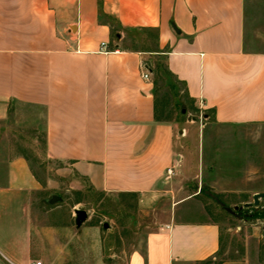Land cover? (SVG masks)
I'll list each match as a JSON object with an SVG mask.
<instances>
[{
  "label": "crops",
  "instance_id": "0c3cea01",
  "mask_svg": "<svg viewBox=\"0 0 264 264\" xmlns=\"http://www.w3.org/2000/svg\"><path fill=\"white\" fill-rule=\"evenodd\" d=\"M142 32L155 35L150 48L123 46ZM157 55L218 124L264 125V50L248 44L245 0H0V121L37 107L50 159L94 191L147 201L184 163L158 108ZM7 182L26 201L39 188L24 157ZM9 242L0 264H31L29 229ZM221 245L216 221L172 211L123 264H211Z\"/></svg>",
  "mask_w": 264,
  "mask_h": 264
},
{
  "label": "rangeland",
  "instance_id": "374dc122",
  "mask_svg": "<svg viewBox=\"0 0 264 264\" xmlns=\"http://www.w3.org/2000/svg\"><path fill=\"white\" fill-rule=\"evenodd\" d=\"M245 5L248 44L264 50V0H245ZM154 39L142 32L123 46L150 48ZM147 62L161 117L174 123L184 158L166 191L146 201L92 190L46 155L42 110L14 105L0 121L1 258L7 241L14 246L28 228L32 262L123 264L131 250L143 245L145 234L173 211L220 225L222 245L211 264H264V198L254 204V194L264 193V125L218 124L211 111L186 98L183 85L166 72L165 56H149ZM17 157L26 158L39 182L27 201L7 182L8 165ZM78 209L88 214L80 227Z\"/></svg>",
  "mask_w": 264,
  "mask_h": 264
},
{
  "label": "water",
  "instance_id": "95a60500",
  "mask_svg": "<svg viewBox=\"0 0 264 264\" xmlns=\"http://www.w3.org/2000/svg\"><path fill=\"white\" fill-rule=\"evenodd\" d=\"M58 197L53 196V200L55 201ZM264 198V193H256L254 194V204L258 205L259 200ZM246 206L250 205V203H246ZM88 214L83 209L76 210V225L77 227H80L82 223L87 219ZM108 224H104V228H107Z\"/></svg>",
  "mask_w": 264,
  "mask_h": 264
},
{
  "label": "built area",
  "instance_id": "2783aa9c",
  "mask_svg": "<svg viewBox=\"0 0 264 264\" xmlns=\"http://www.w3.org/2000/svg\"><path fill=\"white\" fill-rule=\"evenodd\" d=\"M144 79L149 80L150 76L148 72H143L142 74ZM173 173V169L172 168H168L167 170V175H171ZM31 264H44L41 260H36L34 262H32Z\"/></svg>",
  "mask_w": 264,
  "mask_h": 264
},
{
  "label": "trees",
  "instance_id": "16d2710c",
  "mask_svg": "<svg viewBox=\"0 0 264 264\" xmlns=\"http://www.w3.org/2000/svg\"><path fill=\"white\" fill-rule=\"evenodd\" d=\"M166 72L169 73L170 75H172V73L170 72V70L168 69V67H166ZM209 262H210V261H209ZM217 264H220V262L217 263Z\"/></svg>",
  "mask_w": 264,
  "mask_h": 264
}]
</instances>
